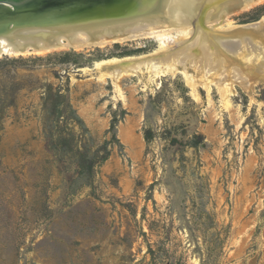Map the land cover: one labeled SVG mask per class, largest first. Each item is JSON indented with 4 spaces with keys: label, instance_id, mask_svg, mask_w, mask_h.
<instances>
[{
    "label": "rangeland",
    "instance_id": "1",
    "mask_svg": "<svg viewBox=\"0 0 264 264\" xmlns=\"http://www.w3.org/2000/svg\"><path fill=\"white\" fill-rule=\"evenodd\" d=\"M158 44L0 56V264H264V73L96 74Z\"/></svg>",
    "mask_w": 264,
    "mask_h": 264
},
{
    "label": "bare ground",
    "instance_id": "2",
    "mask_svg": "<svg viewBox=\"0 0 264 264\" xmlns=\"http://www.w3.org/2000/svg\"><path fill=\"white\" fill-rule=\"evenodd\" d=\"M250 1L154 0V4H148L155 5V11L149 10L148 15L101 22L91 31L62 33L57 35L53 45L45 44V39L54 37L51 32L39 37L36 33L30 35L34 31L28 30V35L17 36L15 43L1 37L0 56L80 51L149 37L159 43L156 50L139 56L96 61V74L99 77L106 74L115 83L123 75L140 74L150 80L165 72H179L193 90L200 82L209 91L213 83L226 103L233 84L248 89L251 77L264 73V20L234 24L230 18L252 7L255 3ZM24 31L19 30L17 35Z\"/></svg>",
    "mask_w": 264,
    "mask_h": 264
},
{
    "label": "water",
    "instance_id": "3",
    "mask_svg": "<svg viewBox=\"0 0 264 264\" xmlns=\"http://www.w3.org/2000/svg\"><path fill=\"white\" fill-rule=\"evenodd\" d=\"M153 1L0 0V38L5 37L10 39L11 43H15L17 36L26 37L28 30L34 31L30 35L36 33L39 37L43 33L46 35L51 32L54 37L45 39V44L53 45L57 40V35L62 33L69 34L74 30L85 31L86 29L91 31V28L101 22H113L117 19L128 20L141 14L148 15L149 10L155 11ZM149 2L153 4H148ZM256 2L258 3V0H251L249 3L256 4ZM22 29H25L24 33L17 35ZM132 35L131 37H134Z\"/></svg>",
    "mask_w": 264,
    "mask_h": 264
},
{
    "label": "trees",
    "instance_id": "4",
    "mask_svg": "<svg viewBox=\"0 0 264 264\" xmlns=\"http://www.w3.org/2000/svg\"><path fill=\"white\" fill-rule=\"evenodd\" d=\"M150 135H151V133H150L149 130H144L143 131V137H144L145 141H149L150 140Z\"/></svg>",
    "mask_w": 264,
    "mask_h": 264
}]
</instances>
